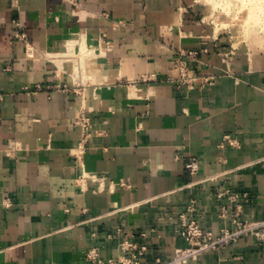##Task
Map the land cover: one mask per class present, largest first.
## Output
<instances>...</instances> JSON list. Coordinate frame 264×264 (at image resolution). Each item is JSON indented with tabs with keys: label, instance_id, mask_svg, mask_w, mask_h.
I'll use <instances>...</instances> for the list:
<instances>
[{
	"label": "crops",
	"instance_id": "obj_1",
	"mask_svg": "<svg viewBox=\"0 0 264 264\" xmlns=\"http://www.w3.org/2000/svg\"><path fill=\"white\" fill-rule=\"evenodd\" d=\"M198 1L0 0V264H90L93 244L118 258L107 236L117 227L148 247L142 264L168 260L185 245L179 214L191 198L219 229L222 183L250 194L246 219H264V34L230 16L228 31L203 23ZM79 45L83 95L56 88L68 79L59 56ZM180 56L201 75L228 73L180 88ZM81 112L93 123L86 140ZM226 134L240 147H220ZM186 264H264V244L243 237Z\"/></svg>",
	"mask_w": 264,
	"mask_h": 264
},
{
	"label": "built area",
	"instance_id": "obj_2",
	"mask_svg": "<svg viewBox=\"0 0 264 264\" xmlns=\"http://www.w3.org/2000/svg\"><path fill=\"white\" fill-rule=\"evenodd\" d=\"M233 1L234 5H237L240 0ZM242 1H245L247 5L253 3L252 0ZM257 2L259 5L261 4V1ZM224 3L225 0H223V6L219 7L223 8ZM232 8L235 9V6ZM16 34L17 36L26 37L24 32L17 31ZM80 48H78V51H68L59 56L61 58L59 60L65 62L61 64L62 67L56 62L58 56H48V58L55 64L57 63L56 73L59 71L58 75L64 71L67 73L68 79L61 81L56 88L64 92L83 95L89 80L86 79L85 64H83L81 58L84 54H89V50ZM190 53L192 54V52ZM66 63H70L71 67L65 68L64 64ZM177 67L180 69L177 85L182 88L184 84H189L188 79L191 77L189 71L192 69L187 68L183 60H178ZM191 78L194 79V77ZM42 88L38 84L33 88L24 87V90L36 94ZM4 96V92L0 89V101L4 99ZM75 123L81 128L84 140H86L90 136V130L93 125L90 117L81 112ZM240 144L238 138L226 134L223 136L219 146L222 148L226 145L240 147ZM185 166L190 175L196 174L200 169L197 156H190ZM89 176L94 180L100 181L103 179L97 174ZM205 180L214 181L216 177L210 176L205 178ZM215 193L216 197L222 201L218 205L216 212L220 222L219 229L214 230L212 226L194 216L195 211L198 210L199 202L196 198H191L186 210L179 214L178 232L185 245L175 248L170 259L157 258L154 264H186L189 260H195L208 251L227 248L243 237H251L259 244H264V219L250 220L244 217V208L250 200V194L248 192H238L225 183L220 184ZM93 235L94 237L96 236L95 233ZM136 235V233L125 232L123 228L117 227L115 230L108 232L107 236L118 239L119 248L122 252L118 258H104L101 255L100 246L94 244L84 251V257L90 264H142L148 247L145 244L138 245L134 241ZM139 235L146 236V233L141 232Z\"/></svg>",
	"mask_w": 264,
	"mask_h": 264
},
{
	"label": "rangeland",
	"instance_id": "obj_3",
	"mask_svg": "<svg viewBox=\"0 0 264 264\" xmlns=\"http://www.w3.org/2000/svg\"><path fill=\"white\" fill-rule=\"evenodd\" d=\"M257 1H261V4L259 5ZM198 2L207 7L208 13L202 15L200 18L203 23L210 24L214 28H217L219 30L222 29L228 31L230 30V25L228 24V22L223 21L224 19L222 20L221 15L230 16V18H232V21L240 23L245 29L255 27L259 33L264 34V0H252L253 3L249 5H247L246 2L242 0L238 1L237 5H234L233 0H225L223 8L219 7L223 6V0H199ZM234 6L235 9L232 8ZM78 48H80V45L78 46ZM86 49L87 48H85L84 50ZM202 50L205 53L208 52L207 48H203ZM190 52H192V54ZM187 53L189 56L195 58L199 51L192 50ZM222 58L225 63L231 61L230 52H222ZM178 60H183L186 66L187 64L182 56H180L176 60L175 67L179 70L180 75V69L177 67ZM187 68L192 69L189 71V74L191 77H194V79L191 77L188 79L189 84H184L186 88H193L197 85V83H201V85L213 83L223 73H228L227 70L222 69L221 73H210L209 75H201L197 72L195 68H190L189 66H187ZM179 75L176 77L177 82H179Z\"/></svg>",
	"mask_w": 264,
	"mask_h": 264
}]
</instances>
